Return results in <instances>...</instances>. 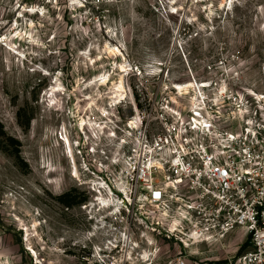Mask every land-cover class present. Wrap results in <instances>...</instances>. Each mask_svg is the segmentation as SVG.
<instances>
[{"label":"rangeland","instance_id":"obj_1","mask_svg":"<svg viewBox=\"0 0 264 264\" xmlns=\"http://www.w3.org/2000/svg\"><path fill=\"white\" fill-rule=\"evenodd\" d=\"M223 71L264 97V0H0V264H85L83 214L76 202L64 212L59 197L89 195L70 176L60 126L72 139L87 104ZM159 245L130 263L184 253L173 240ZM200 247L197 262L226 256Z\"/></svg>","mask_w":264,"mask_h":264},{"label":"built area","instance_id":"obj_2","mask_svg":"<svg viewBox=\"0 0 264 264\" xmlns=\"http://www.w3.org/2000/svg\"><path fill=\"white\" fill-rule=\"evenodd\" d=\"M188 79L187 91L144 88L142 103L128 89L77 117L68 166L89 195L75 207L85 264H133L172 240L184 253L168 264H264V97L236 71ZM201 245L226 256L197 262Z\"/></svg>","mask_w":264,"mask_h":264},{"label":"bare ground","instance_id":"obj_3","mask_svg":"<svg viewBox=\"0 0 264 264\" xmlns=\"http://www.w3.org/2000/svg\"><path fill=\"white\" fill-rule=\"evenodd\" d=\"M107 78V77H106ZM106 78L105 77H102V78H100V79H98L97 81H98V83L99 84H101V85H103V84H105L106 83ZM191 79H188V80H186V81H190ZM185 81V82H186ZM184 82V81H183ZM183 82H180V83H183ZM194 83V82H193ZM122 83L120 82V84L116 87V90L113 92V93H116V96H118V98H120V97H123V88H122V85H121ZM194 85V84H193ZM203 85H205V86H207V83H204ZM172 86L173 87H175L174 86V83H172ZM191 87V83H186V84H184V85H178V86H176V88L177 89H179V90H184L185 88H190ZM194 87V86H193ZM182 92V91H181ZM184 92V91H183ZM262 96V95H261ZM263 96H264V94H263ZM106 114H107V112H106ZM85 118V117H84ZM86 119V120H85ZM85 119H81L80 121H79V124L78 125H80V126H82L83 128H84V126H85V124H91L90 123V120H87V118H85ZM91 129H93V127H90ZM63 131H64V128H63ZM65 132V131H64ZM94 132V134H95V131H93ZM96 133H98V134H100L101 132L100 131H98V132H96ZM98 134L95 136V138L96 137H98ZM59 136V135H58ZM59 141L61 142V144H62V146H63V149H64V152H63V154H64V156L66 157V159H68L69 160V158H71V156H72V149H71V141H70V139L68 138V136L65 134L64 136H63V134L61 133V138H59ZM69 162V161H68ZM75 175L77 174L76 172L74 173ZM103 204H106V205H108V204H110L111 205V203H109V202H107V203H103ZM197 241H193V243L192 244H195ZM145 254H148L146 251H145ZM144 255V254H143ZM143 255H142V257H143ZM148 256H149V254H148ZM142 257H140V258H142Z\"/></svg>","mask_w":264,"mask_h":264},{"label":"trees","instance_id":"obj_4","mask_svg":"<svg viewBox=\"0 0 264 264\" xmlns=\"http://www.w3.org/2000/svg\"><path fill=\"white\" fill-rule=\"evenodd\" d=\"M9 143L11 144H17V141L12 139L11 137H7ZM18 150L17 148H15V155L17 156V158H19L18 156ZM84 198H76L75 195H72L71 192H66L65 194H63L62 196L59 197V200H61L63 202L64 205H71L72 203L76 202H81ZM243 248V247H242Z\"/></svg>","mask_w":264,"mask_h":264}]
</instances>
